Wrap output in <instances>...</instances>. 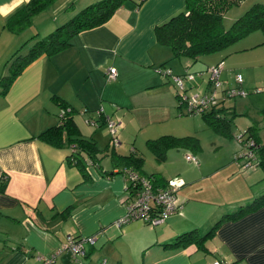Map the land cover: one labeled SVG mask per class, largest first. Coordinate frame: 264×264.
I'll use <instances>...</instances> for the list:
<instances>
[{
    "label": "crops",
    "instance_id": "crops-1",
    "mask_svg": "<svg viewBox=\"0 0 264 264\" xmlns=\"http://www.w3.org/2000/svg\"><path fill=\"white\" fill-rule=\"evenodd\" d=\"M28 1L0 0V35L11 33L3 27L5 18ZM245 1L249 0L240 5ZM185 10V0H126L105 23L77 33L62 51L31 62L0 94V177L7 178L5 192H0V264H46L38 256L51 255L65 245L68 235H95L94 244L85 245L84 264L99 260V264H210L215 259L264 264V206L222 222L205 242L206 251L195 244L165 246L188 230L205 233L223 214L264 194V175H175L181 179L178 212L155 226L139 219L116 226L115 220L126 212L123 175H102L91 165L86 179L67 162V148L51 147L36 138L58 122L62 108L54 97H59L75 109L80 136L93 139L98 149L108 139L104 124L96 127L85 120L98 119L99 108L110 119L108 114L117 115L116 151L128 154L135 148L145 162L135 144L139 134L145 143L178 133L167 130V123L178 115L175 92L157 68L165 64L180 74L199 59L172 58L170 49L154 35L156 25ZM76 12L72 5L66 17ZM5 38L10 51L13 39ZM32 42L22 49L27 51ZM240 46L226 53L240 56L237 53L247 47ZM220 60L224 80L241 73L245 63L233 60L227 68L223 56L214 55L204 69ZM109 68L115 69V79H107ZM112 167L102 169L115 172ZM143 170L171 178L162 167ZM54 264H73L70 252L57 254Z\"/></svg>",
    "mask_w": 264,
    "mask_h": 264
},
{
    "label": "trees",
    "instance_id": "trees-1",
    "mask_svg": "<svg viewBox=\"0 0 264 264\" xmlns=\"http://www.w3.org/2000/svg\"><path fill=\"white\" fill-rule=\"evenodd\" d=\"M53 1L54 0H29L5 18L3 27L12 33L21 32L31 25L36 14L52 4ZM125 1L126 0H97L92 2L81 8L53 31L39 39L32 38L34 39L32 44L24 54H21L20 51L24 48L22 46L27 45L32 39L23 44L21 48L13 52L10 58L6 60L9 74L0 76V94H4L10 88L16 77L31 62L42 55L52 56L62 51L70 45V39L77 33L97 27L108 21ZM239 1L240 0H185V11L177 13L167 21L154 27L156 41L160 45L170 49L172 58L185 57L195 60L201 55L228 48L254 30H261V32L264 33V3L252 4L233 21L229 28H224L223 20L225 18V13L228 9L237 5ZM262 44H264V42H262ZM220 61L222 62V60ZM161 67L168 66L162 64ZM183 73L174 74L182 75ZM176 95L177 94L174 93L178 115H195L193 112L180 109L177 105ZM58 98L59 97H54V99L59 102V106L68 109L69 112L66 114L63 121H58L55 125L41 131L36 136L37 139L51 147L67 148L69 150L66 157L67 162L77 167L86 179L90 178L87 168L92 165L96 167L102 175L108 176L114 173L122 174L125 170H129L135 172L138 176L149 179L154 189L165 187L168 179L166 180L163 178L159 172H144V157L138 153L135 148L128 154H119L115 148L109 146L108 142L107 147L103 151H100L93 139L80 136L78 126L73 119L75 109L69 106L64 99L60 100ZM226 109L227 108L222 105L213 108L208 113L200 115L208 126L225 135L230 131V120L226 115ZM261 114L264 115V109L261 110ZM99 118L96 119L98 123L96 127L100 124L106 125V117L103 116V112ZM99 121L101 123H99ZM252 129L253 128L250 127L247 130L249 132L247 138L248 140L252 139L254 143L257 144V147H255V168L258 166L264 168V143L259 140L258 136L253 135ZM238 140L244 147L247 140L244 138H239ZM145 145L153 154L154 158L161 162L165 160L167 151L172 147H182L196 151L198 148V139L192 135L175 136L163 134L156 138L147 139ZM99 152L110 157L112 165L116 167L115 172H104L100 165L102 155H99ZM6 184L7 178L2 175L0 177L1 193L5 192ZM262 206H264V194L256 197L246 205H241L223 214L205 233H200L197 229L188 230L177 235L172 242L167 243L165 246H169L172 249H179L190 244H195L198 249L206 251L205 242L214 235L216 229L222 222L235 219L246 212L254 211ZM72 237L75 240L81 238L80 235H72Z\"/></svg>",
    "mask_w": 264,
    "mask_h": 264
},
{
    "label": "rangeland",
    "instance_id": "rangeland-1",
    "mask_svg": "<svg viewBox=\"0 0 264 264\" xmlns=\"http://www.w3.org/2000/svg\"><path fill=\"white\" fill-rule=\"evenodd\" d=\"M241 1H239L238 5L227 10L223 20L225 29L229 28L233 21L253 4L249 0L240 5ZM89 2L90 0H54L52 4L34 16L31 25L26 29L15 34H12V32L8 33L7 31L4 34L2 33L0 35V76L9 74L8 66L4 67V65L13 52L21 48L23 44L32 38L39 39L48 34L70 18L74 13L66 17V12L69 11L72 5L79 11L84 6L90 4ZM61 7H63L62 11ZM249 34V36H245L246 38L242 37L233 46L231 45L224 50L201 55L198 60L194 61L191 66L192 68L189 69L191 72L203 70L205 64L209 63L208 59H213L214 55H217L218 59L223 56L227 68L229 67L228 64L232 63L233 60L234 62L238 60L245 62L240 69L244 78L243 88L247 94L230 97L224 103V106L227 108L226 115L230 120V131L228 134H221L208 126L200 114L176 115L175 113L176 118L167 123V130L174 128L178 132L173 134L175 136L193 135L198 139L197 150L172 147L166 153L165 160L159 162L147 149L144 140L140 139L141 134H139L135 144L139 151L145 154L143 166L145 170L152 172L162 167L171 176L169 179H178L179 181L181 180L178 177L179 175H264V168L260 166L251 169L244 168V163L247 160V155L244 154L247 153V148H243L237 139L241 133H243L244 139L247 138L249 136L247 130L252 127L253 135L258 136L259 140L264 143V115L261 114V110L264 109V44H262L264 42V33L261 30H254ZM6 35L9 37V40L10 37L13 39L10 51H6L8 49L6 46L9 43L5 38ZM242 43H245L247 47L237 53L240 56H236L235 53H226V51L235 46L241 47ZM25 52L26 50L23 49L20 51L21 54ZM173 63L178 62L174 60ZM183 64H180L181 68H183ZM247 65L248 67L245 68ZM169 69L171 70V68ZM171 72L175 73L172 70ZM233 77L232 74L231 78L227 79L228 82L233 83ZM108 115L113 121L117 122V115ZM127 119L128 116L124 118V121ZM104 129L107 132L108 139L105 143L99 144L100 151L104 150L103 148L109 140V132L105 124L103 125ZM187 154L195 156L197 163L187 160ZM99 155H102L101 165L103 168L105 170L112 169L110 157L100 152ZM99 261L96 264H99Z\"/></svg>",
    "mask_w": 264,
    "mask_h": 264
},
{
    "label": "built area",
    "instance_id": "built-area-1",
    "mask_svg": "<svg viewBox=\"0 0 264 264\" xmlns=\"http://www.w3.org/2000/svg\"><path fill=\"white\" fill-rule=\"evenodd\" d=\"M223 62L208 66L203 70L191 72L185 71L182 75H176L168 67H159L157 71L166 76L174 86L177 105L183 111L193 112L194 114H203L210 112L213 108L224 105L225 101L236 95L247 94L243 88V77L241 73H235L233 83L224 80L221 77ZM107 79L112 80L116 77L114 68L107 71ZM102 108L96 110V116H101ZM68 109L62 108L58 114V121H63ZM82 113H87V109H82ZM86 123L96 126V118L88 117ZM106 126L109 131V146L117 149L120 145L118 138V123L106 117ZM243 138L241 133L237 139ZM244 147L247 148V160L244 163L245 169L255 167L256 162L255 147L257 144L252 139L245 138ZM239 141V140H238ZM243 147V146H242ZM243 147V148H244ZM186 159L197 162L196 157L187 154ZM125 179V190L127 193L125 200L126 212L124 216L115 220L116 226H121L131 220L139 219L149 225H159L178 212L181 208L177 198V191L180 187L178 179H168L165 187L153 188L149 179L138 176L135 172L125 170L122 173ZM95 235L81 236L75 240L72 235L66 237L65 245L58 248L51 255L44 257L38 256L46 264H54V258L60 252L67 250L71 254L73 264H84L85 245L94 244ZM210 264H226L224 261L215 259Z\"/></svg>",
    "mask_w": 264,
    "mask_h": 264
}]
</instances>
